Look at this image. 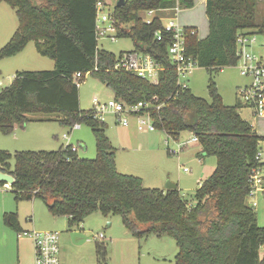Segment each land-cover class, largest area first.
I'll use <instances>...</instances> for the list:
<instances>
[{
	"label": "trees",
	"instance_id": "16d2710c",
	"mask_svg": "<svg viewBox=\"0 0 264 264\" xmlns=\"http://www.w3.org/2000/svg\"><path fill=\"white\" fill-rule=\"evenodd\" d=\"M2 2L16 10L19 26L0 49V60L34 41L41 55L55 61V68L18 72L0 91V131L11 133L16 125L32 120H56L64 126L85 123L92 128L97 147L95 158L80 157L70 146L14 153L0 149V169L14 176L16 198L33 194L53 216H67L70 227L94 212L119 214L134 236L153 232L173 237L178 247L176 264H264V226L258 223L256 208L247 203L251 172L262 165L256 155L264 136L241 116L240 101L224 103L215 81L208 86L211 100L180 86L168 52L170 36L159 41L155 35L163 25L160 17L167 13L165 9L192 8L195 0H126L125 5L114 7L118 36L130 37L135 50L163 65L157 83L113 69L118 56L98 45L97 0ZM146 10L161 15L147 23L140 15ZM206 14L207 37L187 38V54L199 67L220 70L236 65L238 35L264 36V2L259 0H206ZM89 71L113 90L118 101L149 102L151 106L141 112H148L168 137L189 130L198 137L200 155L216 156L214 172L200 184L192 202L178 187H145L141 177L118 170L106 121L95 118L92 109L80 107L73 75ZM5 221L22 231L17 213L6 212Z\"/></svg>",
	"mask_w": 264,
	"mask_h": 264
},
{
	"label": "rangeland",
	"instance_id": "374dc122",
	"mask_svg": "<svg viewBox=\"0 0 264 264\" xmlns=\"http://www.w3.org/2000/svg\"><path fill=\"white\" fill-rule=\"evenodd\" d=\"M107 2L113 7L117 0ZM261 6V4L258 6L259 17L263 14ZM174 12L172 10L160 14L162 21L166 23L174 16ZM152 16L144 15L145 18ZM178 19L181 25L196 23L200 39L208 35V17L203 0H197L193 8H181ZM132 24L133 22L127 26ZM18 26L16 10L8 3L2 2L0 49L7 44ZM256 38L257 44L248 50L258 55L264 54V47L261 46L264 36L257 34ZM98 45L99 48L111 51L118 57L124 52L148 54L135 50L130 37L118 36L114 41L100 38ZM241 65L242 60L239 59L236 65L225 66L220 70L196 67L193 73L183 78V81L187 82L196 95L211 100L208 86L213 80L223 96L224 103L234 105L241 100L239 88L251 81V78L241 74ZM54 68L55 61L41 55L36 43L32 41L20 53L0 60V91L13 82L18 72ZM79 97L81 109L91 110L94 97L107 102L114 98V92L95 75L88 74L79 87ZM240 110L243 117L254 125L255 130L264 135V118L255 117L248 107ZM130 121V125L126 127L117 122L113 114L106 116V131L116 148L118 170L141 177L145 187L166 188L169 181L175 183L184 197L192 202L200 184L214 172L216 156L200 155L201 145L193 141L194 133L189 130L180 132L175 138H168L163 130H139L137 118L134 116L130 117ZM80 124L81 127L76 129L73 126H64L56 120H32L24 126L16 125L11 133L0 131V149L12 153L22 150H55L68 142L63 138L64 134H67L70 141L79 147L78 154L81 157L95 158L97 147L93 130L85 123ZM260 147L264 157V140L260 142ZM11 163L13 166L15 160L12 159ZM185 168L189 171H185ZM257 200L259 203L255 207L257 220L259 225L264 226L263 194H260ZM247 203L252 205V197L247 198ZM6 212L18 214L20 229L58 231L61 264H176L178 247L171 236H158L153 232L141 237L134 236L123 224L121 215L105 216L101 212H94L80 225L70 227L65 216H53L41 199L29 198L28 195L17 199L12 191V185L7 187L2 182H0V264H35L33 240L28 235L19 236V232L6 223ZM147 226L141 224L142 228ZM101 233L104 234L103 237H100Z\"/></svg>",
	"mask_w": 264,
	"mask_h": 264
},
{
	"label": "built area",
	"instance_id": "2783aa9c",
	"mask_svg": "<svg viewBox=\"0 0 264 264\" xmlns=\"http://www.w3.org/2000/svg\"><path fill=\"white\" fill-rule=\"evenodd\" d=\"M264 2V0H260ZM96 34L98 40L100 38H109L112 41L118 37V21L113 10L108 9L107 3L104 0H97L96 3ZM180 6L174 8L175 15L168 19L166 23L162 21V27L155 32L156 38L163 41L170 36L168 46L169 56L175 65L178 72V84L187 87V82L183 81L188 75L193 73L198 63L187 54V38L189 35L197 34L195 27L183 26L178 20ZM148 15H153L155 10H146ZM147 23L153 20L145 19ZM258 33L242 32L237 37V55L242 60L241 74L251 78V81L239 88V95L242 103V108L248 107L255 117H264V54H256L249 51L248 48L255 46L257 43L256 35ZM264 47V41L261 44ZM114 70H124L137 74L140 77L146 78L152 83H157L160 74L164 69L163 65L158 63L151 55L137 52H124L119 57L114 65ZM94 70H98L95 67ZM86 74L76 72L73 75L74 83L80 87ZM151 104L145 101H139L133 104H126L118 101L115 97L107 102L101 101L98 97L93 99L92 114L95 118L106 121L108 114H113L117 122L123 126H129L130 117L137 118L138 129L155 131L157 128L148 112H141L143 108L147 110ZM74 128L81 127L80 123H75ZM64 139H70L67 134H64ZM172 138V137H169ZM194 142H198V137L194 134ZM70 146L72 151L77 150V146L66 144L64 147ZM182 149V148H180ZM176 153L175 150H172ZM256 159L262 165L255 167L250 175L251 192L249 197H252V206H258V196L264 193V157L261 150L257 152ZM185 171H189L185 168ZM9 184H7L8 186ZM28 235L34 244L35 264H61L60 261V233L53 230H27L19 233V236ZM104 234H100L103 237Z\"/></svg>",
	"mask_w": 264,
	"mask_h": 264
},
{
	"label": "crops",
	"instance_id": "0c3cea01",
	"mask_svg": "<svg viewBox=\"0 0 264 264\" xmlns=\"http://www.w3.org/2000/svg\"><path fill=\"white\" fill-rule=\"evenodd\" d=\"M106 3H107V6H108V9H110V10H113L114 11V7H115V5L113 6V7H111V4H108V2H107V0H104ZM118 1V0H117ZM196 2H197V0H195V4H196ZM203 3L205 4V9H206V0H203ZM1 4V3H0ZM116 5H117V3H116ZM195 6V5H194ZM193 6V7H194ZM192 7V8H193ZM174 10V9H173ZM165 12H167V11H172V9H165L164 10ZM180 11H181V9H180ZM179 11V12H180ZM156 13H158V14H156ZM142 14H147V12H145V11H141L140 12V15L142 16ZM154 14H156V15H154ZM144 15L142 16V18L145 20V19H151L152 18V20L155 18V17H157L158 15H160V13L158 12V11H156L155 10V12L153 13V15L154 16H152V15H150V16H152V17H149V18H145L144 17ZM148 15V14H147ZM175 15V14H174ZM178 15H179V13H178ZM178 15H177V17H178ZM161 18V20H162V16L160 17ZM179 20V19H178ZM180 22V21H179ZM183 26H191V27H195L196 28V30H197V36L199 35V28H198V26H196V23H192V22H189V23H183ZM208 26H209V21H208ZM208 34H209V32H208ZM207 37V36H206ZM205 37V38H206ZM204 39V38H203ZM222 95V94H221ZM223 97V96H222ZM236 104V103H235ZM240 114H241V116L243 117V115H242V110H240ZM244 118V117H243ZM261 118H264V117H261ZM245 119V118H244ZM245 120H247V121H249L248 119H245ZM250 122V121H249ZM107 123V122H106ZM251 123V122H250ZM252 124V123H251ZM253 125V124H252ZM126 127H128V126H126ZM253 127H254V125H253ZM254 129H255V127H254ZM258 134H259V132H257ZM167 135V134H166ZM259 135H261V134H259ZM261 136H264V135H261ZM169 138V137H168ZM172 138H175V137H172ZM68 140V139H67ZM112 141V140H111ZM66 144H72V145H74L71 141H70V139L68 140V142L66 143ZM66 144H64V145H62V147H64ZM76 146V145H75ZM261 148V147H260ZM56 150V149H55ZM85 150H87V147L85 148ZM76 152L78 153L79 152V147L77 146V150H76ZM79 155V154H78ZM80 156V155H79ZM81 157V156H80ZM5 186H7V183H5L4 184ZM11 184H9L7 187H9ZM178 187V186H177ZM179 188V187H178ZM162 189H167V188H162ZM55 217H58V216H55ZM60 217V216H59ZM66 218H67V220L69 219L67 216H65ZM84 222V221H83ZM82 222V223H83ZM68 223H69V220H68ZM20 228H21V225H20ZM34 229V228H33ZM22 231H20V232H23V231H27V230H32V229H21ZM19 232V233H20ZM60 255H61V247H60ZM60 261H61V257H60ZM20 264H23V263H20Z\"/></svg>",
	"mask_w": 264,
	"mask_h": 264
},
{
	"label": "water",
	"instance_id": "95a60500",
	"mask_svg": "<svg viewBox=\"0 0 264 264\" xmlns=\"http://www.w3.org/2000/svg\"><path fill=\"white\" fill-rule=\"evenodd\" d=\"M126 0H118L117 1V6H123L125 5ZM15 181V178L13 175L9 174V173H5L3 171L0 170V182H5V183H10L12 184ZM177 185L175 183L172 182H168L166 185L167 189H172V188H176ZM29 198H33V194H29L28 195Z\"/></svg>",
	"mask_w": 264,
	"mask_h": 264
}]
</instances>
